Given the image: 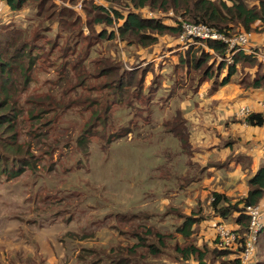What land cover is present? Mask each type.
<instances>
[{
    "label": "rangeland",
    "instance_id": "374dc122",
    "mask_svg": "<svg viewBox=\"0 0 264 264\" xmlns=\"http://www.w3.org/2000/svg\"><path fill=\"white\" fill-rule=\"evenodd\" d=\"M82 1L84 9L88 8L85 2L91 0H53L55 7H49L48 4V8H45L46 14L53 16L50 21H45L42 16L37 17L33 5L14 13L5 6L2 8L0 3V30L4 27L21 28L28 40L38 33L46 41L39 43L44 48L38 51L42 60H45L38 66L36 62L35 70L29 73L27 87H19L24 92L18 98L19 101L33 98L45 104V107H36L38 116L32 120L28 116L30 107L25 106L24 117L19 120L20 142L29 144L37 170H26L11 180L6 178L5 173L3 176L0 174V264H36L39 261L44 264L43 257L45 253L49 254L50 244L55 258L46 264H79V259L88 262L98 252L101 253L98 260L107 262L106 252L111 248L124 246L122 249H127L137 242L138 238L131 234L134 231L137 235H143L145 230H155L164 235L176 236L180 242L181 238L175 230L182 223V216L208 219L194 229L193 235L196 239L203 238L202 241L197 239L200 247L204 244L212 250L214 224L218 221L209 219L206 207L213 198L207 190L216 184L225 185L226 174L218 173L215 176L212 172L211 175L200 173L195 163L198 161L196 157L200 154L204 159L206 155L195 151L187 153L184 140H179L171 131L172 127L179 129L176 124L183 126L180 113L192 109L195 103L199 104L197 96L202 94L204 99H210L206 86L203 85L204 92L196 93L194 89L198 76L192 73L186 76L183 70L174 68L179 49H174L172 42L166 43V51L157 50L153 55L137 50L135 46L120 49L122 45L96 42L88 48V55L79 61L87 43L76 33L82 30L83 36L88 35L82 24L87 17L86 11L82 9L80 14L76 8ZM93 2L97 6L107 7L102 0ZM62 4L71 7L68 9L72 11L64 23L60 21L59 15ZM116 6L121 10L126 9L125 3ZM145 11L161 15L160 18L166 24L176 25L184 21L178 15L167 16L168 12L148 9L139 11L142 17L141 12ZM100 29V26L95 27L96 31ZM53 43L54 47L50 50ZM67 44L71 50L66 53L67 58H63L62 53ZM110 56L119 58L123 69L146 66L154 69L147 71L139 98L133 89L126 90L121 105L112 108L106 128L100 126L95 132L96 136L89 138V154L83 156L73 142L83 130L88 114L76 110L71 112V107L65 106L71 96L74 99L77 94L88 95L83 89L77 94L71 93L78 76L94 74L96 61ZM64 62L65 68L60 73ZM159 62L164 66L161 70L157 68ZM39 66L42 68L38 69ZM156 73L158 78L154 86ZM100 83L103 81L89 79L87 86ZM151 88H154L153 92ZM225 89H234V82ZM95 90L92 96H100L99 89ZM220 95H228L227 90H220ZM55 106L59 108L53 111ZM228 106H231L230 103L207 105L210 107L208 112L213 110L212 107ZM193 111H196V107ZM192 115L196 117L194 112ZM108 132L123 136H117L113 142L105 145L101 135L106 136ZM238 158L241 160L240 156ZM186 161H192L191 165ZM246 164L252 166L253 162ZM197 177L200 180L194 181ZM233 177L228 180L230 189L223 194L236 203L242 197L239 190L244 184L238 179L242 175ZM191 181L194 182L191 184ZM195 182L199 185H194ZM231 187H238L239 190L233 191ZM52 191H58L59 199L50 202H45V199L42 206L41 199ZM130 214H135L134 218L129 219ZM233 222L230 217L225 224L236 230L238 226ZM45 228L48 229L43 230ZM26 234L29 235V244H24ZM37 236H50L47 244L41 240L40 250L32 242ZM152 241L148 237V243ZM256 248L255 261L258 259V262L264 263V231L258 236ZM87 250L93 252L88 253ZM141 250L144 253V249ZM60 254L62 256L58 258ZM41 255L43 257L39 258ZM143 261L145 264L150 263L149 257ZM205 261L206 264L218 262L210 255L206 256ZM152 262L172 264L173 256L164 252Z\"/></svg>",
    "mask_w": 264,
    "mask_h": 264
},
{
    "label": "trees",
    "instance_id": "16d2710c",
    "mask_svg": "<svg viewBox=\"0 0 264 264\" xmlns=\"http://www.w3.org/2000/svg\"><path fill=\"white\" fill-rule=\"evenodd\" d=\"M102 1L107 4V7L97 6L91 0L85 2L88 3V8L84 9L83 1L80 3L83 11H86L87 17H85L82 24L84 29L87 30L88 35L83 36L82 30H78L76 33V36L87 43V48L79 61L88 55V48L92 44L103 41L116 46L122 45L120 49L135 46L137 50L149 54L155 53L157 50L161 52L166 51V43L170 40H176L179 35V23H177L178 25H171L164 23L161 18H143L139 13L141 9L163 13L173 12V14L180 16L185 22L213 27L226 36H234L240 32L256 31L257 27L253 28L255 24H258L260 31L264 32V0H252L253 3L249 0ZM0 2H3L8 10L14 13H18L24 8L33 5V10L37 17L42 16L45 21L53 20V16L48 13L46 14L45 10V8H48V4L49 7H55L53 0H0ZM121 3H125V10L117 8L116 5ZM62 6L60 7L59 15L61 16L60 21L64 23L67 21L66 17L71 15L72 11L68 9L71 7L64 4ZM81 10L78 12H81ZM77 18L79 19V17ZM96 26H100L101 29L96 31ZM25 34L21 28L4 27L0 30V174L3 176L5 173L6 178L9 180L20 176L26 170L33 172L37 170L33 162L34 154L29 144L23 145L20 142L19 120L24 117L25 106L30 107L28 116L31 120L38 116L36 107H40L41 105L45 107L44 102L40 103L33 98H26L24 101L18 100L24 92L19 87L21 86L22 89L27 87L30 81L29 73L35 70L36 62L38 66L39 64H43L45 60H42V55L38 51L44 48L39 43H45L46 41L38 33L31 40H28ZM206 45L212 50L213 54L206 53L202 48L189 47L183 49L178 53V61L174 68H180L185 72L186 76L191 73L195 74L198 76V86L204 82H208L211 84V89L214 90L217 87L226 85L230 81L231 77L237 73V65L240 64L242 70L248 67H255L256 71L252 80L248 74L246 75L249 79L246 85L253 89L264 88V66L256 58L244 53H237L234 56L233 63L226 65L225 63L217 62L214 57V55L223 56L225 46L218 42L210 41ZM53 47L54 43L50 47V50ZM69 50H71V46L67 44L62 53L63 58H67L66 53ZM116 51H118V47H116ZM110 57L112 58V56ZM111 58H99L95 63L97 67L94 74L90 73L78 76L77 83L74 87H71V93L77 94L79 90L83 89L88 95L77 94L78 96L74 97V99L71 96V99L67 102V106H65L71 107V112L76 110L79 113L88 114V120L83 126V130L73 142L77 151L83 156L89 154L87 152L89 138L96 136L95 132L100 126L106 128L112 108L115 105H121L122 96L126 93V90L133 89V92L139 98L142 82L147 71L150 69L147 66L132 70L123 69L119 58ZM140 61L144 62V60ZM66 62L62 63L60 73L63 72ZM39 68L42 67L39 66ZM157 68L161 70L164 66L159 62ZM151 69L153 70L154 67H151ZM72 70L74 69L72 68ZM157 78L158 75L156 73L153 81L154 86L157 84ZM89 79L90 81L100 80L103 83L96 85L98 87H88L87 82ZM96 88L99 89L98 92L101 94L98 97L92 96L96 92ZM153 91L154 88H151V92ZM148 98L150 99V97ZM70 102L71 104H69ZM148 102L149 100L146 105ZM58 108L55 106L53 111ZM38 110L41 111L40 108ZM244 123L252 127H261L264 124V114H252L244 119ZM176 125L179 129L172 127L171 131H173L179 140H184V145L188 148L186 129L180 123ZM117 136L121 138L123 135L108 132L106 136L101 135V141L105 145H109ZM246 185V194L238 199L236 203H233L223 193L211 192L210 196L213 200L206 207L209 210L208 216H210L209 219L211 220L217 219L223 223H226L230 217L234 220V225L238 226L236 230L241 236L239 240L241 244L244 240L242 235L247 232L249 224V217L245 212V208L258 204L264 199V164L258 167L246 179ZM55 198L59 199L58 191L56 193L52 191V193L44 195L41 201H39L44 206L45 203L43 202L45 199V202H50ZM134 215L130 214L128 218L132 219ZM182 218V223L175 230V233L181 238L180 242L176 236L164 235L155 230H145L143 235H137V232L134 231L131 234L133 237L138 238L137 242L127 249H122L124 246L116 247V249L114 247L111 248L106 252V257L109 258H105L107 262H100L103 259L98 260L101 256V253L98 252L88 262L79 259V264H145L143 260L148 257L150 261L148 264H154L152 260L160 257L164 252L170 253L173 256L172 264H206L205 258L208 255L213 260L216 259L218 261L217 264L238 263L237 253L219 250L215 246L212 250H209L204 244L202 247L197 245V239L193 235L194 229L199 228L201 223L208 219L203 217L204 219L198 220L195 216H182ZM148 237H151L154 242L148 243ZM141 249H144V253L146 254ZM91 250H87L88 253L93 252ZM122 250H124V253ZM255 264L264 263L258 262L257 259Z\"/></svg>",
    "mask_w": 264,
    "mask_h": 264
},
{
    "label": "crops",
    "instance_id": "0c3cea01",
    "mask_svg": "<svg viewBox=\"0 0 264 264\" xmlns=\"http://www.w3.org/2000/svg\"><path fill=\"white\" fill-rule=\"evenodd\" d=\"M249 1L252 2V0ZM0 3H2V8H4V6L6 7L3 2ZM255 27H257L256 31L250 32L252 34V44L256 48H260V50L262 49L264 51V32L260 31L258 24H255L253 28ZM169 42L174 43V49H179L178 53L182 51L176 40H171ZM255 71V67H248L242 70L239 64L237 65V73L232 76L230 81L224 86L217 87L213 90L211 89V84L208 82H204L199 86L196 84L194 89L195 92H204L205 90L203 91L202 88L203 85H205L206 91L210 95V99H204L202 94H200L197 96L199 104H194L196 111H193L194 107H192V109H187V111L185 109L184 111L186 112L184 113L179 112L181 120L183 121V126L186 129V143L188 144V148L186 149L187 153L195 151L196 153H203L202 155H206L204 159L200 154L196 157L198 161H195V163L200 168V173L211 175L212 172L215 176L218 173L226 174L225 185L220 183L214 185V188L209 187V190H207L208 193H226V190L228 188L230 189V186L227 185L228 180L233 179V176L242 175V177H238V179L242 180L244 184L243 188L240 187L239 190L238 187L235 189H232L231 187V189L233 191L239 190V192L242 193L241 196H244L247 192L246 179L251 176L262 163H264V124L261 127H252L244 123L243 119L236 116V111L241 107H248L256 114L259 112L257 102L264 97V88L253 89L246 85V82L249 81L248 76L246 77V75L248 74L252 80ZM234 78L238 79L235 81ZM233 82L234 89H225ZM220 90H227L228 95H220ZM209 103H215L216 105H218V103H230L231 106L212 107L213 110L208 112L210 107H207V105ZM192 112L196 114V117L192 115ZM227 116L229 118H227ZM239 156L241 157V160H239ZM245 161L251 164L253 162V165L250 166L249 164L247 166ZM191 162L192 161H188L187 163L191 165ZM246 175H248V177L244 179ZM197 180H200V178L197 177L194 181ZM194 181H191V184ZM197 183L198 182H195L194 185H199V183ZM207 191L203 190L202 192ZM228 192L232 191L229 190ZM262 201H264V199ZM215 220L213 222H215ZM208 225L211 224L209 223ZM208 225L206 227H208ZM47 229L48 228H45L43 230ZM41 234L42 233H39V235ZM28 237L29 235L27 236L26 234L24 244L29 242ZM49 237L50 236H44L42 238L37 236L32 239V242H35L37 245L36 248L40 250V245L42 246L41 240L43 239L44 243L47 244L46 241ZM197 239L202 241L203 238ZM197 245L199 246L198 241ZM28 248L30 249V247ZM48 252L49 254L45 253V257H43V255L39 257H43L45 261L44 264H46V262H51L52 259L55 258V252L51 247V244ZM61 256V254L58 255V258ZM36 264L42 263L39 261L36 262Z\"/></svg>",
    "mask_w": 264,
    "mask_h": 264
},
{
    "label": "built area",
    "instance_id": "2783aa9c",
    "mask_svg": "<svg viewBox=\"0 0 264 264\" xmlns=\"http://www.w3.org/2000/svg\"><path fill=\"white\" fill-rule=\"evenodd\" d=\"M76 8L81 10V4H78ZM141 13L146 19H159L161 17V15L152 12L145 11ZM172 15V12L167 13V16ZM179 26L180 32L176 41L182 50L189 47L202 48L206 53L213 54L206 43L209 41L218 42L225 46V53L223 56L214 55L217 62L231 65L237 53H244L256 58L264 66V51L252 44V34L250 32H240L234 36H226L215 28L204 24L180 21ZM257 107L258 113L264 114V97L257 102ZM252 114L256 113L248 107H241L236 111V116L243 120ZM245 212L249 217V224L247 232L242 235L244 238L243 243L239 242L241 236L237 230L229 228L225 223L217 220L218 222L214 224V246L219 250L237 253V264H255L258 236L264 230V201L247 206Z\"/></svg>",
    "mask_w": 264,
    "mask_h": 264
}]
</instances>
